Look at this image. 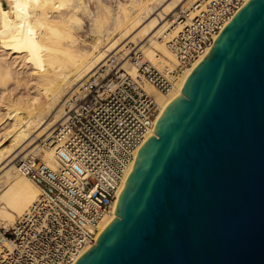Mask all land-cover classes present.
<instances>
[{"label":"water","instance_id":"obj_1","mask_svg":"<svg viewBox=\"0 0 264 264\" xmlns=\"http://www.w3.org/2000/svg\"><path fill=\"white\" fill-rule=\"evenodd\" d=\"M139 147L73 264H264V0H248Z\"/></svg>","mask_w":264,"mask_h":264},{"label":"bare ground","instance_id":"obj_2","mask_svg":"<svg viewBox=\"0 0 264 264\" xmlns=\"http://www.w3.org/2000/svg\"><path fill=\"white\" fill-rule=\"evenodd\" d=\"M197 1L0 0V221L11 225L39 194L31 179L19 172V156L57 168L53 133L67 116V107L75 106L71 100L79 96L82 83L117 54L119 68L137 77L129 58L132 49L141 50L152 64L172 67L175 59L167 42L180 25L169 17H176L178 9L192 17ZM82 32L92 40L85 42ZM198 62L167 93L144 83L158 106L153 128ZM153 128L145 140L155 135ZM114 207L99 233L116 217Z\"/></svg>","mask_w":264,"mask_h":264},{"label":"built area","instance_id":"obj_3","mask_svg":"<svg viewBox=\"0 0 264 264\" xmlns=\"http://www.w3.org/2000/svg\"><path fill=\"white\" fill-rule=\"evenodd\" d=\"M244 3L198 0L192 17L181 11L171 19L180 25L167 42L175 59L172 67L152 64L141 50L132 49L129 58L137 77L106 64L82 83L79 96L73 97L75 106L67 107V116L53 133L57 168L33 157L17 163L39 194L11 225L0 221V264H73L95 244L158 112L144 83L167 93L207 54Z\"/></svg>","mask_w":264,"mask_h":264},{"label":"rangeland","instance_id":"obj_4","mask_svg":"<svg viewBox=\"0 0 264 264\" xmlns=\"http://www.w3.org/2000/svg\"><path fill=\"white\" fill-rule=\"evenodd\" d=\"M178 14L181 12V10L180 9H178ZM175 18V17H174ZM169 19L171 20V19H173V17L172 16H170L169 17ZM84 34V35H83ZM81 35L83 36L82 38L85 40V42H90L91 40H92V37L91 36H89V35H87V33L85 32H82L81 33ZM133 44H129L127 47L128 48H133ZM119 55L120 54H117V55H110L111 57H110V59H109V62H107V64L108 65H106V66H109L110 65V68L112 67V65H114L115 67H120V64H118L119 62H120V60L121 59H119L118 57H119ZM21 92H22V90H21ZM23 93V92H22ZM73 100H74V98L71 100V102H73ZM41 141H39V143H40ZM22 158V156H19L16 160H15V164H16V166H17V163H18V161L20 160ZM38 159V158H37ZM40 160V159H39Z\"/></svg>","mask_w":264,"mask_h":264}]
</instances>
